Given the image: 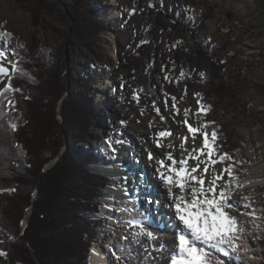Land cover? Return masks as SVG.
<instances>
[{
	"label": "rangeland",
	"instance_id": "obj_1",
	"mask_svg": "<svg viewBox=\"0 0 264 264\" xmlns=\"http://www.w3.org/2000/svg\"><path fill=\"white\" fill-rule=\"evenodd\" d=\"M26 1L0 0V34H8L0 36V50L10 61L25 59L19 68L28 85L13 88L22 98L10 109L16 127L33 134L21 145L25 163L44 161L38 185L43 198L55 193L91 198L102 171L85 168V156L107 154L115 165L131 125H160L180 145L187 137L180 158L189 144L196 149L203 144L202 135L193 139L188 125L215 131V151L232 157L234 174L242 177L256 157L264 166V0H48L49 12L38 22ZM34 44L40 52L31 58ZM212 51L214 60L227 65L226 77L241 78L236 99H220L206 83ZM4 66L10 68L9 62ZM13 74L0 76L3 89ZM139 76L154 92L147 94L136 84ZM35 111L47 129L44 141L32 126ZM112 139L116 144L109 150ZM128 146L130 162L145 176L139 169L142 155ZM112 164L102 169L112 188L96 193L106 220L92 249L105 245L113 233L107 210L116 199L111 194L122 187L120 179L106 173L115 169ZM223 167L217 162L213 169L220 173ZM253 184L263 186L254 194L264 195V178ZM154 199L158 205L160 198ZM32 211V206L25 211L22 234ZM37 212V218L45 213L42 205ZM258 220L254 239L264 264V215Z\"/></svg>",
	"mask_w": 264,
	"mask_h": 264
},
{
	"label": "trees",
	"instance_id": "obj_2",
	"mask_svg": "<svg viewBox=\"0 0 264 264\" xmlns=\"http://www.w3.org/2000/svg\"><path fill=\"white\" fill-rule=\"evenodd\" d=\"M26 3L37 22L50 9L48 0H27ZM36 45H32L31 58L40 52ZM200 45L198 42V46ZM208 55L211 73L207 76V85L222 100L236 99L241 78L226 77L227 65L214 60L213 51ZM22 62H25L23 57L19 61L20 68ZM9 81L12 88L27 84L21 71L14 72ZM136 84L147 94L154 92L140 76ZM0 90H4L1 84ZM20 98L22 96L19 89L8 90L0 97V252L6 253L0 256V264H89L92 245L102 237L105 228L101 204L98 205L101 198L97 194L106 190L109 180L103 176L97 178L99 183H95L96 191L91 198L73 196L68 199L59 193L43 198V191L38 185L44 161L37 166L33 161L29 163L31 167L25 163L21 145L33 134L16 127L17 117L8 103ZM31 121L36 136L44 141L47 129L39 111L32 113ZM83 162L84 167L88 168L110 160L96 152L86 155ZM25 193L29 194V198ZM34 193H37L36 200H33ZM39 204L45 213L37 218ZM30 206L33 209L32 217L22 234V218Z\"/></svg>",
	"mask_w": 264,
	"mask_h": 264
},
{
	"label": "bare ground",
	"instance_id": "obj_3",
	"mask_svg": "<svg viewBox=\"0 0 264 264\" xmlns=\"http://www.w3.org/2000/svg\"><path fill=\"white\" fill-rule=\"evenodd\" d=\"M113 1L115 2V0ZM116 76H118L117 72ZM113 113L116 115V110L113 109ZM165 131L160 125L151 128L148 125H131L129 129L125 130V140L120 150V158L117 159L115 165L112 164L115 166V169L112 168L114 171L111 169L106 172L108 175L120 179L119 185L122 187L119 190H113L114 193L111 195L116 199L111 200L110 209L107 210L114 222L111 226L113 233L106 239L105 245H99V248H95L91 264H169V253L167 251L162 252L159 248L161 245H166L171 249L175 243V234L180 229L177 228L179 221L175 219L174 209L170 207L173 201L169 197L168 186L158 177L157 168L159 165L157 161L163 158L166 164H171V161L167 159L169 153L176 160L184 159L194 148V144H189L188 151L183 152L186 153L185 157L180 158V143L169 136L164 138L158 136L160 132ZM157 141H159L160 147L157 146ZM128 144L135 146L137 152L142 155L139 161V169H144L145 176L139 175V170L134 165V161L133 165L130 162L132 159L127 150ZM122 151L127 152L124 154ZM145 152H147L146 156L143 155ZM148 153L153 154V159H149ZM139 154L135 157H138ZM200 159L204 161L202 157ZM261 159L256 157L250 160L253 165L243 171L242 177L237 173L234 174L239 178V187L235 186V180L231 184V200L241 205V208L239 211L232 209L228 211L237 218L240 226L246 229L244 246L237 253L240 264H261V253L257 249L258 243L256 244L254 238L256 237V226L259 223L258 217L264 215V203L262 202L264 195L256 196L254 192L263 186L253 184V182L264 178V166L260 165ZM195 165L196 161L188 160L189 167ZM176 167L178 168L180 165L177 164ZM200 167L203 169L204 164L201 163ZM97 170L99 171V169ZM215 173L219 172L210 165L209 172L205 176L206 181L211 180ZM200 174L197 173V175ZM122 175L127 180L122 179ZM225 181L224 178L219 183L223 185ZM172 192L178 194L179 189L174 187ZM154 198H160L158 205H156ZM245 204L250 205V207H242ZM163 206H165L164 210H162ZM121 208H126L127 211L121 212ZM136 208L140 209V212ZM242 212L251 213V215H243ZM145 218L146 223L154 230L158 239L153 240L147 236H137L135 233L138 232V229L128 224L129 220L135 222L145 220ZM116 256H120L121 259L117 260Z\"/></svg>",
	"mask_w": 264,
	"mask_h": 264
},
{
	"label": "snow or ice",
	"instance_id": "obj_4",
	"mask_svg": "<svg viewBox=\"0 0 264 264\" xmlns=\"http://www.w3.org/2000/svg\"><path fill=\"white\" fill-rule=\"evenodd\" d=\"M3 35L8 34H0V36ZM5 61L9 62L10 68L4 66ZM19 71H21L19 62L10 61L9 54L0 50V76ZM8 90L18 91L12 88L9 81L4 90H0V97H3ZM8 103L12 104L11 101ZM203 127L206 129L207 125ZM188 131L193 134V139L197 134L202 135L203 144L199 149L193 148L186 158L180 160L174 159L169 153L167 159L171 161V164H166L163 158L157 161L158 177L168 186L169 197L173 201L170 207L174 209L175 219L179 221L177 228L180 229L175 234V243L172 248L161 245L159 250L169 253V264H240L237 253L244 246L246 229L241 227L237 218L228 211L229 209L239 211L241 208V205L231 200L232 181H236V187L240 186L239 178L234 175V162L228 153H216L215 141L218 137L215 131L211 133L206 130L201 131L200 128L192 125H188ZM170 135V132L158 134L161 138ZM182 140L180 147L184 148L187 137ZM157 146H161L159 141H157ZM185 151L188 150L185 149ZM214 154L216 155L215 160H213ZM201 157H206V159L201 161ZM149 159H153L151 153H149ZM188 160H195L196 165L189 167ZM217 162L223 164L224 167L220 173L213 174L212 179L206 181L205 176L209 172V163L214 168ZM201 163L204 164L203 169L200 167ZM177 164L180 165L179 168L176 167ZM197 173L201 174L197 175ZM225 175L228 180L221 185L219 181L223 180ZM174 187L179 189L178 194L172 192ZM242 207L248 208L250 205L245 204ZM120 211H127V209L121 208ZM241 214L251 215V213L244 212ZM128 224L138 229L135 235L147 236L153 240L158 239L154 230L146 223V218L135 222L129 220ZM4 255L6 253L0 252V256ZM116 259L120 260L121 257L116 256Z\"/></svg>",
	"mask_w": 264,
	"mask_h": 264
}]
</instances>
